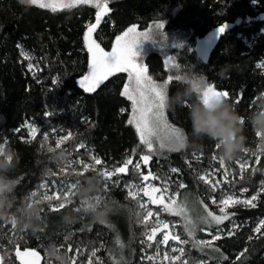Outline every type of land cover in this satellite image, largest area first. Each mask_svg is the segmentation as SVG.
I'll return each mask as SVG.
<instances>
[{
    "label": "trees",
    "instance_id": "16d2710c",
    "mask_svg": "<svg viewBox=\"0 0 264 264\" xmlns=\"http://www.w3.org/2000/svg\"><path fill=\"white\" fill-rule=\"evenodd\" d=\"M108 9L92 32L93 40L105 51L110 52L116 37L133 25L138 32H147L155 23H163V43L160 37L156 43H146L140 58L147 74L156 83H163L170 74L164 60L174 57L180 69L171 74L191 75L195 79L196 74L203 73L207 84L229 93V102L244 120L247 152L225 162L229 171V182H225L219 160H212L215 144L190 135L187 116L197 96L187 97L183 106L164 108L168 123L183 132L187 144L179 150L154 155L147 166L142 164L140 172L147 175L151 171L157 177L147 183L161 187L167 181L171 191L180 193L178 199L187 198L201 213L207 206L216 215H222V205L218 203L221 198L234 195L250 199L259 193L255 208H228V220L196 233V238L203 240H212V236L219 234L221 239L213 241L219 253L209 248L200 251L189 243L179 245L185 248L182 260L189 264H264V227L259 233L254 231L264 220V147L246 120L254 108L252 101L264 93V0H109ZM96 11L90 5L78 4L53 12L21 0H0V145L14 149L19 158L18 163L13 161L11 170L0 175L3 196L9 202L7 218L0 220V264H19L13 255L17 249L35 250L41 264H72L69 258H74L75 264H88L93 249H99L97 257L104 264H113V256H123L128 264H145L141 241L147 223H139L135 215L143 214L137 203L140 197L134 201L128 196L127 185L140 182L131 165L127 174L113 177L116 183L108 182L107 190L100 177L95 196L107 205L103 224L76 211L80 207L76 195L71 197V204L56 210L52 208L61 200L45 201L40 193L30 200L44 182L61 180L67 185L79 179L84 185L88 177L98 175L88 170L83 176H76L72 168L58 174L64 160L83 159L94 165L91 158L95 156L102 161L101 165H94L97 169L114 170L125 159L131 157L136 162L146 152L134 127L128 124L131 101L121 95L127 73L110 76L92 92L79 86V80L88 72L89 54L83 37L86 26L96 23ZM223 25L228 27L218 35L206 60L199 59L196 44ZM29 64L33 65L31 70ZM225 64L231 66V72L222 79L217 72ZM186 87L177 80L170 81L168 96L183 93ZM27 125L38 129L35 138L28 135ZM54 126L71 134L60 148H56L50 135L44 139ZM252 153L260 156L259 162ZM215 155L219 158L218 150ZM238 160L248 162L243 174ZM171 168L179 172L171 173ZM253 168L259 171L253 172ZM76 170L83 171L78 167ZM206 173H213L206 176L209 184L199 180ZM179 183L186 187L178 188ZM244 188L247 192H242ZM38 200L42 211L36 229L14 228L11 218L19 217L24 207ZM155 210L166 222L177 221L175 233L188 239L179 217L160 212L159 207ZM66 213L74 217L70 224L63 221ZM117 238L125 245L122 250ZM221 253L228 259L223 260ZM241 253L244 255L238 260Z\"/></svg>",
    "mask_w": 264,
    "mask_h": 264
},
{
    "label": "snow or ice",
    "instance_id": "6c2138e0",
    "mask_svg": "<svg viewBox=\"0 0 264 264\" xmlns=\"http://www.w3.org/2000/svg\"><path fill=\"white\" fill-rule=\"evenodd\" d=\"M22 3L29 5H35L39 8H49L51 11L55 12L61 7L69 8L75 7L78 4L90 5L97 9L96 11V23L88 24L87 31L84 33V45L89 54L88 59V73L83 76L81 79L80 87L83 88L85 92L95 91L101 84L104 83L110 76H113L116 73H127L128 75V84L125 85L124 91L121 95L126 96L128 100L131 101L132 111L128 119V124L132 125L135 128L136 134L139 137V143L146 149L144 154L139 156V160L134 162L131 157L125 159L121 166L115 167L114 170L108 169H97L94 165H101L102 161L100 158L93 156L91 159L94 160V165L85 162L83 159L76 160H64V167L60 170L66 172L68 168L73 169V174L76 176H83L84 172L92 170L97 172V174L103 178L105 181V190L108 188V182L116 183L113 180V177H117L118 174H127L129 171V166H132L139 174V183H133L127 185L129 191L128 196L132 200H137L138 196L141 194L144 197H147V201H137L138 207L143 210L141 212H136L137 221L139 223H145L149 220L150 217L154 216L152 209L148 207V204L159 205V211L167 213L169 216L179 217L183 221L182 227L184 233L187 235L188 239H183L180 234L170 232V223L163 220L159 212L156 213L155 219L152 225L145 224V230L142 232V236L145 238L141 241L142 244H145L147 248H153L155 245V254L147 256L148 261H156L161 259L162 261H168L169 264H175V262L180 261L181 264H189L188 260H182V257L185 255L184 247H174L169 244V241H174L177 245H186L191 243L192 247L198 248L200 251H204L205 248L212 249L213 252L219 253L220 249L218 247H213V241L221 239L219 234L212 236V240H203L197 239L196 233L199 231H205L206 229L212 228L214 225L219 226L225 220L229 219V213L227 212L228 208L235 207L236 205H244L246 207L255 208L257 205L254 203L259 193L252 195L250 199H239L234 195H227L219 200V212L222 215H216L211 211H208L207 206H204L203 213L198 209L192 207L187 200L178 199L180 196L178 191H171L169 183L165 181L161 187H157L152 183H144L151 180H156L157 177L148 172L145 175L143 172H140V169L143 166H147L154 155H158L162 150L176 151L182 148L184 142L183 132L176 127L170 125L164 115V100H165V91L168 89L169 82L178 79V75L171 74L173 71H179L180 66L176 63L174 57H168L164 60V66L169 71V75L163 83H156L153 78L147 74V69L143 63H136L134 57L137 53L134 51V47L143 41H151L156 43L157 37H160V42L163 43L165 36L163 33L164 24L155 23L152 28L147 32H138L136 26L133 25L129 27L127 31L121 36L116 37V42L112 45V50L105 51L99 43L91 39V34L93 30L100 24L102 16L106 15L108 12V3L109 0H21ZM227 25L219 27L216 32L217 35L223 34ZM29 70L32 69L33 65H28ZM261 67V65H258ZM56 83V81H53ZM193 87H196L195 82L193 81ZM203 99L205 103H208L212 98L215 97H225L229 98V93L226 91L215 90L214 86L207 84L204 89ZM239 103V100L236 101ZM241 123H244V120H241ZM29 129L28 135L35 138V135L38 131L37 128L32 127L31 125L26 126ZM71 134L63 136L60 140L56 142V148H60L61 143L64 140H67ZM259 137V134H256ZM44 139L47 140L48 136L45 135ZM172 142H175L177 147H172ZM3 145H0L2 148ZM81 148L84 145H80ZM218 150V147L214 145V154L212 160H219V167L224 169L223 177L225 182L228 181L229 171L226 167L225 161L218 158L215 155V151ZM49 151H52L50 148ZM243 152H247L246 149ZM252 156L255 157L256 161L259 162L260 156L256 153H252ZM63 160V154L61 155ZM199 159V157H197ZM142 162V163H141ZM187 163V161H186ZM239 164L241 173L247 168V161H236ZM81 165L83 171H77L75 165ZM191 167V164H189ZM171 173H178L179 169L171 168ZM253 172L259 171V169L253 168ZM213 175V173H206L205 175H200L199 180L203 181L205 184H209V180L206 179V176ZM243 179V175H241ZM217 184L219 181L216 182ZM81 185V181L78 179L75 183H69L67 185H60L57 187V190L53 194H49L48 186L46 184L41 185L45 189V194L43 200L51 201L53 199L61 200L62 202L56 206H53L52 210L57 208H64L66 204H71L73 201L71 197L75 196L76 189ZM264 185V181H262ZM186 185L183 183L178 184V188L183 189ZM212 190L215 191V184L212 186ZM261 191H264V187L261 188ZM242 192H247V188L242 189ZM33 196L36 193H32ZM97 202H100L101 197H96ZM36 203H41V201H36ZM203 202H201L202 204ZM213 203L217 201L213 200ZM30 206V205H29ZM79 209H76L78 211ZM206 213V215H205ZM234 215V213H233ZM12 226L15 228L16 222L13 220ZM175 227V225H172ZM264 227V220H261L258 226L254 229L255 232L259 233L261 228ZM217 231L220 229L217 227ZM163 233L162 239L157 240L156 236L158 233ZM211 234V233H209ZM229 235H232V232H229ZM252 237H249L251 239ZM68 239V237H66ZM117 245L120 250H122L125 245L122 244L117 238ZM160 245H165L170 251L161 252ZM71 251V248H69ZM79 251V249H78ZM97 251L99 249H93L88 257V264H104L102 260L97 257ZM170 253H179V255H170ZM55 254V253H53ZM16 258L20 260V264H39L40 255L35 250L25 249L21 252L19 249L16 250ZM244 253H241L237 256L239 260ZM61 258V257H58ZM221 258L227 260L226 256H223L221 253ZM3 257H0L2 260ZM72 261V264H75L74 258H69ZM113 264H128L124 260L123 256L119 259L112 257ZM9 264H14V262H9ZM203 264V262H201Z\"/></svg>",
    "mask_w": 264,
    "mask_h": 264
},
{
    "label": "clouds",
    "instance_id": "9594fccd",
    "mask_svg": "<svg viewBox=\"0 0 264 264\" xmlns=\"http://www.w3.org/2000/svg\"><path fill=\"white\" fill-rule=\"evenodd\" d=\"M231 72V66L225 64L222 66L217 75L222 79L227 78ZM177 81L187 85L183 93L177 92L174 96H168V89L165 91L164 106L174 109L176 106H183L185 99L193 95L197 99L191 103L188 111V121L190 122V135L195 140L208 139L218 147V155L225 162L234 160L239 153L244 150L246 137L243 135V119L235 110L228 98L223 96L212 98L208 103L204 102L203 91L207 86L206 76L203 73L195 75V79L191 75H179ZM193 81L196 87H193ZM253 110L246 118L247 124L250 125L255 135L259 134V141L264 147V93L252 101ZM187 144V138L184 137L183 147ZM172 147H177L172 142ZM18 156L14 154V149L4 145L0 148V175L7 173L14 167L13 161L18 163ZM101 183L99 175L88 177L84 185L78 186L75 195L80 200L78 212L89 217L96 223L103 224L106 221L107 205L102 201L97 202L96 192L97 186ZM4 185L0 180V220L7 218V208L9 202L4 198ZM30 205V206H29ZM42 209L38 203H30L21 210L19 217H12L10 222L15 220L17 227L22 229L35 230L38 221L41 219ZM73 215L66 213L63 217L65 223L73 222Z\"/></svg>",
    "mask_w": 264,
    "mask_h": 264
},
{
    "label": "rangeland",
    "instance_id": "374dc122",
    "mask_svg": "<svg viewBox=\"0 0 264 264\" xmlns=\"http://www.w3.org/2000/svg\"><path fill=\"white\" fill-rule=\"evenodd\" d=\"M64 2H67V0H64ZM127 31V30H126ZM125 32V31H124ZM123 32V33H124ZM120 34L119 36L123 35ZM217 38H218V35H217V32L214 31V32H211L209 33L208 35H206L203 39H201L197 44H196V47H195V51L197 53V56L199 59L201 60H206L211 48L214 46V44L216 43L217 41ZM91 39H93L92 37V34H91ZM116 42V39L114 40V43ZM113 43V44H114ZM146 43H153L151 41H143V42H140L138 43L135 47H134V51L137 53V55L134 57V60L136 63L140 64L141 63V56L143 55V50L145 49V45ZM112 50V49H111ZM88 73V72H87ZM81 81V79L79 80V82ZM78 82V83H79ZM128 75H127V82H126V85L128 84ZM79 86H80V83H79ZM135 129V128H134ZM68 134V131H66L65 128H62V127H53L50 131L49 134H46L48 137L50 135V138L53 140L54 144H56L57 140H60L63 136L67 135ZM62 144V143H61ZM163 151H167V149L165 150H162L160 152H163ZM75 167H78V168H82L81 165L77 164L75 165ZM62 168V167H61ZM59 168V172L58 174H61L63 173V171H61ZM83 169V168H82ZM144 183H147V182H144ZM46 184L48 186V190H49V194H53L56 192L57 190V187L60 186V185H66L64 182H62L61 180L59 181H51V183H42L41 185H44ZM129 191V189H128ZM36 194H41L42 196H44L45 194V189L42 188L40 186V190L39 192H35ZM140 197V201H147V197H144L142 194ZM33 199V195L32 197L30 198V200L32 201ZM62 202V201H61ZM148 207L150 209L153 210L154 212V216L153 217H150L149 220L145 223L149 224V225H152L153 224V221L155 219V215L156 213H158L155 209H157V207H160L159 205H152V204H148ZM143 211V210H142ZM160 215V214H159ZM161 217V216H160ZM162 218V217H161ZM163 219V218H162ZM172 225H175V227H172ZM178 226V222L177 221H171L170 223V228H169V231L170 232H176V228ZM162 236H163V233H158L157 236H156V239L159 240V239H162ZM145 239V238H144ZM169 244L174 246V247H179V245H177L174 241H169ZM160 248H161V252L163 253L164 251H170L165 245H160ZM143 259L145 261V264H161V261H162V256H161V259H158L156 261H148L146 259L147 256H150V255H154L155 254V245L153 246V248H147L145 244H143ZM23 252V251H21ZM16 251L13 252V255L14 257L16 258V255H15ZM170 255H179V253H170ZM17 262L20 264V260H18L16 258ZM166 262L168 261H163L162 264H167ZM39 264H41V257H40V260H39ZM175 264H181L180 261H177L175 262Z\"/></svg>",
    "mask_w": 264,
    "mask_h": 264
}]
</instances>
